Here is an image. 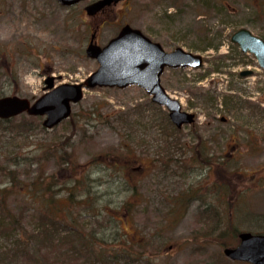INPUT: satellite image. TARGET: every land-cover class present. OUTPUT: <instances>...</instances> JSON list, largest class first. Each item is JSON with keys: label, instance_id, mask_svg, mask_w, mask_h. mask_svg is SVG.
Instances as JSON below:
<instances>
[{"label": "rangeland", "instance_id": "374dc122", "mask_svg": "<svg viewBox=\"0 0 264 264\" xmlns=\"http://www.w3.org/2000/svg\"><path fill=\"white\" fill-rule=\"evenodd\" d=\"M91 1L0 0V96L33 101L46 76L55 84L81 82L98 67L85 55L97 30L83 9ZM263 4L125 0L112 6L96 33L99 45L128 23L165 50L203 55L201 67L166 69L161 76L167 93L195 114L194 123L176 130L138 85L84 87L70 116L51 129L26 113L0 123V190L27 233L39 221L42 199H87L100 205V215L80 221L92 227L110 214L131 242L141 243L133 252L144 250V264H251L226 257L220 243L237 242L230 234L231 203L237 234L264 230V69L230 41L239 27L264 38ZM207 43L218 48L199 49ZM245 69L252 73L240 75ZM206 203L213 217H206ZM217 213L222 223L214 226ZM35 240L42 254L25 255L22 263L42 259L44 249L51 252L48 264L74 259L59 254L66 242Z\"/></svg>", "mask_w": 264, "mask_h": 264}, {"label": "water", "instance_id": "95a60500", "mask_svg": "<svg viewBox=\"0 0 264 264\" xmlns=\"http://www.w3.org/2000/svg\"><path fill=\"white\" fill-rule=\"evenodd\" d=\"M62 5H73L81 0H56ZM120 0H94L84 6L87 14H94L104 6ZM92 32L85 47V55L94 58L98 67L81 82L54 84L53 76L44 78L43 93L32 102L17 95L0 96V118L6 119L20 113L43 116L42 125L51 129L69 117L72 104L83 96V88L140 86L151 101L167 110L170 121L177 127L194 121L195 114L182 109L177 98L170 96L161 84L166 68H199L203 65L200 53L175 47L166 51L159 42L151 40L139 28L128 23L106 44L99 45ZM230 41L243 53H250L264 69V39L246 27H239L230 35ZM252 73L245 69L240 75ZM221 119H224L222 117ZM125 216V213L122 214ZM223 254L233 261L264 264V233L240 231L238 242L226 246Z\"/></svg>", "mask_w": 264, "mask_h": 264}, {"label": "trees", "instance_id": "16d2710c", "mask_svg": "<svg viewBox=\"0 0 264 264\" xmlns=\"http://www.w3.org/2000/svg\"><path fill=\"white\" fill-rule=\"evenodd\" d=\"M208 48H214L216 50L218 45L207 43L199 49L205 51ZM201 77H204V75L202 74ZM229 96L230 101L233 95ZM15 118L16 116L0 119V123L7 125ZM41 186L39 183V188ZM0 194L2 195L0 198V240L2 241L0 247L3 246L5 249L0 252V263L2 264H28L22 263L21 258H24L28 254L34 256L42 254L40 251L42 249L38 247L39 243L36 242L37 246H35L36 238H42L48 241V245L50 246H53L52 244L57 245L66 242L68 248L63 249L59 254H71L74 259H71L70 264H134V262L135 264H144L143 262H145L142 258V254L144 253L143 249H140L138 253L133 252L141 247V243L131 242L127 234L119 230L117 221L110 214L107 221L104 222L105 224L99 223L95 226L87 227V223L80 221L85 216L100 215V205L90 204L89 201L87 203V199H42L40 202L39 221L35 227H32V233H27L26 230L28 228L25 227L26 225H23L22 215L15 213L10 208L8 199H3L5 197L4 192L0 190ZM32 201L35 203L34 199ZM236 204L237 202L234 201L233 205L235 206ZM223 206H226L224 202ZM227 207L229 208L228 220L230 234L238 242L237 230L232 222L234 215L231 209L232 203ZM205 208L206 217L208 218L209 215L213 217L212 211H210L211 207L208 203H206ZM244 214H250V212H245ZM79 221L81 223L78 225ZM213 221L216 222L214 226L215 224L222 223L218 213L217 218ZM35 229H40V237L35 235ZM252 232L264 233V230H254ZM220 245L230 246V244L225 242L220 243ZM7 247L8 249H6ZM50 256V250L47 251L44 249L42 259L32 257V263L30 264H48L51 262L49 260Z\"/></svg>", "mask_w": 264, "mask_h": 264}, {"label": "flooded vegetation", "instance_id": "af4514ba", "mask_svg": "<svg viewBox=\"0 0 264 264\" xmlns=\"http://www.w3.org/2000/svg\"><path fill=\"white\" fill-rule=\"evenodd\" d=\"M121 1H125V0H121ZM119 1V2H121ZM127 1V0H126ZM118 3V2H117ZM117 3H112L110 5L104 6L102 9L98 10L96 13H94L93 15H91V20L94 21L95 27H97L96 33L98 31V29L100 28V26L106 21L108 14L107 12L110 10H112V6L116 5ZM85 6V5H84ZM83 6V8H84ZM144 33V32H143ZM145 35H147L146 33H144ZM149 37V35H147ZM150 38V37H149ZM155 41V40H154ZM169 51V50H168ZM183 126V125H182ZM181 127H176L177 129H181ZM207 179V177H206Z\"/></svg>", "mask_w": 264, "mask_h": 264}]
</instances>
